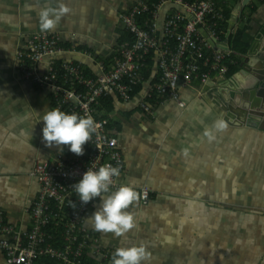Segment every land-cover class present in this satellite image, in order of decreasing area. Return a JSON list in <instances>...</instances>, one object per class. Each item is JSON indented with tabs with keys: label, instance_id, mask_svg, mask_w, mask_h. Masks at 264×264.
<instances>
[{
	"label": "crops",
	"instance_id": "1",
	"mask_svg": "<svg viewBox=\"0 0 264 264\" xmlns=\"http://www.w3.org/2000/svg\"><path fill=\"white\" fill-rule=\"evenodd\" d=\"M138 1L0 0V209L15 227L26 229L30 222L39 190L30 175L33 165L67 148L60 146L61 152L43 141L41 121L54 100L17 68V48L37 33H53L105 61L124 30L117 27L120 15ZM45 12L53 29L42 27ZM244 28V54L255 42L264 48V0L249 2L230 37ZM232 60L240 65V56ZM206 86L214 91L216 81ZM206 86L181 88L184 106L167 100L149 114L137 102L110 95V129L123 158L120 180L149 189L151 200L130 205L135 227L120 236L94 230L87 219L104 246L143 245L146 264H264V122L256 118L260 129L226 124V112ZM217 122L225 127L217 130ZM0 264H7L1 251Z\"/></svg>",
	"mask_w": 264,
	"mask_h": 264
},
{
	"label": "built area",
	"instance_id": "2",
	"mask_svg": "<svg viewBox=\"0 0 264 264\" xmlns=\"http://www.w3.org/2000/svg\"><path fill=\"white\" fill-rule=\"evenodd\" d=\"M218 1L228 2L138 1L119 17L131 41L117 44L109 63L95 59L90 51L68 46L53 33H37L17 48V68L52 93V109L90 115L98 127L83 146L84 155L76 156L66 148L52 161L33 165L30 175L39 190L28 210L26 229L8 222L0 209V251L7 264H113L117 249L104 246L99 233L87 226L86 218L101 197L82 204L74 187L85 171L105 165L118 167L120 175L113 177L109 193L102 197L126 185L120 180L122 154L113 130L103 120L105 112L99 111L100 102L113 95L127 104L136 101L149 114L167 100L184 106L181 88L203 87L214 78L229 77L230 67L237 64L229 58L232 53L215 50L202 34L205 31L221 45L226 19ZM71 54L90 59L92 68L68 60ZM205 92L214 93L209 87ZM134 189L142 205L151 200L149 189Z\"/></svg>",
	"mask_w": 264,
	"mask_h": 264
},
{
	"label": "clouds",
	"instance_id": "3",
	"mask_svg": "<svg viewBox=\"0 0 264 264\" xmlns=\"http://www.w3.org/2000/svg\"><path fill=\"white\" fill-rule=\"evenodd\" d=\"M44 21L42 27L53 29L55 21L48 18V13L42 14ZM66 44V43H65ZM42 139L48 147L66 146L68 151L76 156L84 155V145L89 142L92 134L96 131L98 124L89 115L87 117L77 114H68L53 108L47 111L42 121ZM214 127L222 130L225 125L217 122ZM209 138L212 136L208 133ZM120 175V169L112 165H105L96 171L87 170L80 180L74 185L79 202L88 204L96 198L101 197L102 202L97 210L86 219L91 222L94 230L102 233H113L116 236L126 234L135 227L134 215L128 211L130 205L138 199V193L133 186L123 185L118 190L109 193L113 177ZM148 254L143 245L132 247H121L115 251L113 264H146Z\"/></svg>",
	"mask_w": 264,
	"mask_h": 264
},
{
	"label": "water",
	"instance_id": "4",
	"mask_svg": "<svg viewBox=\"0 0 264 264\" xmlns=\"http://www.w3.org/2000/svg\"><path fill=\"white\" fill-rule=\"evenodd\" d=\"M250 1L240 0L233 8L229 29L221 45H216L206 32L202 31L203 36L215 50L219 52L231 51L230 35L234 33L235 24ZM261 41H263V37H261ZM258 44L259 42L253 43L245 54L239 55L241 62L233 75L213 79V82L216 81L212 95L214 102L226 112L224 122L230 126L260 129V122L257 120L264 122V48ZM68 60L93 65L90 59L80 54H71L68 56ZM210 83L212 81L208 84Z\"/></svg>",
	"mask_w": 264,
	"mask_h": 264
},
{
	"label": "trees",
	"instance_id": "5",
	"mask_svg": "<svg viewBox=\"0 0 264 264\" xmlns=\"http://www.w3.org/2000/svg\"><path fill=\"white\" fill-rule=\"evenodd\" d=\"M237 1H239V0H235V1L230 0V2H227L226 4H221V1L217 2V6L219 8H222L224 17L226 19V21H224L222 23V27L224 28L225 32L228 29V23H229V20L231 19V16H232L231 15V13H232L231 4L233 2H237ZM245 28L243 30H239V31L237 30L236 33L230 37L231 50L233 52L229 57L231 59L235 58L238 60L239 59L238 55L244 54V52L246 50V46L241 42V37H242L243 32L245 31ZM221 38L223 39L224 35H222ZM126 40H130V36L126 31L123 30V31H121V33L119 35L118 44H120ZM79 49H82V48H79ZM97 60H99V59H97ZM105 62L106 63L110 62V58L105 60ZM152 65H153V61H150V66H152ZM237 69H238L237 64L234 66H231L230 67V73L228 76L233 75L237 71ZM115 98H117V97H115ZM99 111L105 112V115L103 116V120L107 124H109L108 126H109V128H111V123L114 125V118L113 117H114V112H115L114 100L111 96L104 97V99L101 100L100 106H99Z\"/></svg>",
	"mask_w": 264,
	"mask_h": 264
},
{
	"label": "rangeland",
	"instance_id": "6",
	"mask_svg": "<svg viewBox=\"0 0 264 264\" xmlns=\"http://www.w3.org/2000/svg\"><path fill=\"white\" fill-rule=\"evenodd\" d=\"M117 27H120V28H122V26H121L119 23H117Z\"/></svg>",
	"mask_w": 264,
	"mask_h": 264
}]
</instances>
